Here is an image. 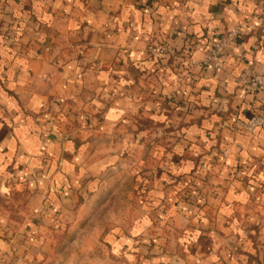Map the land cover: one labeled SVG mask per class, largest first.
<instances>
[{
	"label": "crops",
	"instance_id": "obj_1",
	"mask_svg": "<svg viewBox=\"0 0 264 264\" xmlns=\"http://www.w3.org/2000/svg\"><path fill=\"white\" fill-rule=\"evenodd\" d=\"M238 22L246 27L223 50L219 67L201 66L206 43ZM158 43L180 55L176 75L164 58L158 64ZM263 71L264 0H0V256L10 248L8 233L20 229L24 191L33 207L34 201L64 200L103 163H91L85 140L47 123L44 110L61 101L77 105L82 118L93 105L105 120L119 119L131 108L119 95L108 106L100 98L108 73L117 78L114 92L126 75L136 88L146 73L145 101L132 96L135 106L160 102L148 119L169 121V107L183 96L193 108L177 115L175 132L184 139L182 159L171 166L175 173L184 186L194 175L199 187L203 168L215 173L201 207L181 205L176 194L161 197L171 211L165 231L176 235L168 261L264 264V125L248 132L234 123L264 114V90L246 92L243 85ZM101 127L97 133L104 137ZM187 152L212 160L207 166ZM220 170L224 178L216 180Z\"/></svg>",
	"mask_w": 264,
	"mask_h": 264
},
{
	"label": "rangeland",
	"instance_id": "obj_2",
	"mask_svg": "<svg viewBox=\"0 0 264 264\" xmlns=\"http://www.w3.org/2000/svg\"><path fill=\"white\" fill-rule=\"evenodd\" d=\"M244 23H236L232 28L217 33L215 38L231 35L230 44L245 29ZM157 45L153 44L157 48L155 56L158 64L162 65L164 58V63H169L172 69L177 68L172 70L176 75L182 65L178 60L180 55L177 51H167ZM167 53L169 58L166 59L164 55ZM115 76L112 72L108 73L105 91L100 98L106 99L107 106L115 95L124 98L122 106L131 109L119 119L105 120L101 112L92 108L93 105L91 108L85 106V117L82 118L77 112L80 109L77 105H62L61 101H54L44 110L48 113L47 123L52 122L61 131L63 128L70 129L75 138L85 140L91 163H103L99 171L93 169L90 175L81 178L72 194H62L67 195L63 196L64 200L56 202L49 198L42 202L34 201L36 207H33L29 189L24 191L20 201L25 198V215H20V229L17 231L15 225V231L8 233L11 245L7 256L3 253L0 256V264H171L167 255L175 252L176 235L170 230L165 231L171 211L165 210L161 197L166 195L171 198L176 194L175 198L181 205L201 207L206 204L201 193L210 192L211 186L215 185L212 183L215 173H208L209 170L203 168L201 187L193 185L198 179L188 174L193 176L191 182L184 186L182 176L171 167L175 160L182 159L178 155L184 138L177 136L175 130L181 124L177 120L178 113H192V106L186 104L188 99L183 96L169 107V121L161 123L160 118L151 120L146 114L156 107L160 110V102L147 108L146 104L141 105L138 101L139 105L135 106L132 96V93H138V98L145 101V83L149 75L140 74L141 83L136 88L126 75L121 85L117 80L121 87H115L114 92ZM90 95L96 96V90ZM88 96L85 94V97ZM236 120L234 123L237 126ZM100 125V129L107 130L104 137L97 133ZM186 154L197 155L196 160L207 166L206 163L212 160L210 154ZM163 167L168 169L163 171ZM237 173L244 174L242 166ZM223 174V170L218 171L216 180ZM11 202L8 204L16 208ZM167 243H171L169 250L166 249Z\"/></svg>",
	"mask_w": 264,
	"mask_h": 264
},
{
	"label": "built area",
	"instance_id": "obj_3",
	"mask_svg": "<svg viewBox=\"0 0 264 264\" xmlns=\"http://www.w3.org/2000/svg\"><path fill=\"white\" fill-rule=\"evenodd\" d=\"M238 30V29H237ZM233 36L218 37L213 39L205 49L202 65L206 68H218L223 50L228 46ZM247 92L264 90V71L251 74L244 82ZM237 126L245 131L252 132L264 123V116L253 115L246 120L237 119Z\"/></svg>",
	"mask_w": 264,
	"mask_h": 264
}]
</instances>
